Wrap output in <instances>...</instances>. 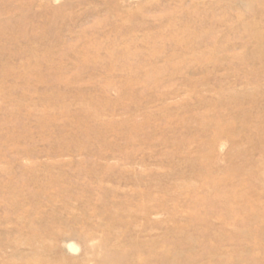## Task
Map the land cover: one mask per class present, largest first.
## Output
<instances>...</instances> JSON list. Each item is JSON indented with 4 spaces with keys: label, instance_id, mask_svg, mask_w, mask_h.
Returning a JSON list of instances; mask_svg holds the SVG:
<instances>
[{
    "label": "rangeland",
    "instance_id": "374dc122",
    "mask_svg": "<svg viewBox=\"0 0 264 264\" xmlns=\"http://www.w3.org/2000/svg\"><path fill=\"white\" fill-rule=\"evenodd\" d=\"M0 264H264V0H0Z\"/></svg>",
    "mask_w": 264,
    "mask_h": 264
}]
</instances>
